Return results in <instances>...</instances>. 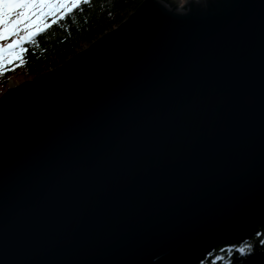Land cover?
<instances>
[{
    "label": "water",
    "instance_id": "95a60500",
    "mask_svg": "<svg viewBox=\"0 0 264 264\" xmlns=\"http://www.w3.org/2000/svg\"><path fill=\"white\" fill-rule=\"evenodd\" d=\"M264 223V0H143L0 97V264H200Z\"/></svg>",
    "mask_w": 264,
    "mask_h": 264
},
{
    "label": "trees",
    "instance_id": "16d2710c",
    "mask_svg": "<svg viewBox=\"0 0 264 264\" xmlns=\"http://www.w3.org/2000/svg\"><path fill=\"white\" fill-rule=\"evenodd\" d=\"M142 2L143 0H92L90 4L83 5L82 10L74 13L75 21L69 18L54 25L36 38L38 46L26 44L29 51L25 56V66L9 65L8 68L14 67L15 70L6 68L0 71V86L6 85L13 77L34 79L61 66L103 34L120 25ZM257 233L264 234V223L259 226ZM256 234L246 239L255 245L254 253L247 258L238 259L239 253L233 251V264H241V260L243 264H264V245L259 244ZM239 244L221 243L200 264H228L229 257L222 250ZM218 256H224L225 259L220 260Z\"/></svg>",
    "mask_w": 264,
    "mask_h": 264
},
{
    "label": "snow or ice",
    "instance_id": "6c2138e0",
    "mask_svg": "<svg viewBox=\"0 0 264 264\" xmlns=\"http://www.w3.org/2000/svg\"><path fill=\"white\" fill-rule=\"evenodd\" d=\"M92 0H0V71L9 65L25 66V56L28 53L26 44H36V38L61 21L72 18L74 13L82 10L83 5ZM14 71L15 68H8ZM259 244L264 245V234H256ZM229 260L233 251L239 253L240 258H247L255 251V245L248 240L242 241L226 250ZM220 260L224 256L217 257ZM243 264V260H241Z\"/></svg>",
    "mask_w": 264,
    "mask_h": 264
},
{
    "label": "rangeland",
    "instance_id": "374dc122",
    "mask_svg": "<svg viewBox=\"0 0 264 264\" xmlns=\"http://www.w3.org/2000/svg\"><path fill=\"white\" fill-rule=\"evenodd\" d=\"M186 0H180V5H183L185 3ZM27 80H32L30 78H11L10 81L4 85V86H0V97L3 95V93H5L7 91L8 88L13 87V85H18L19 83H22L24 81Z\"/></svg>",
    "mask_w": 264,
    "mask_h": 264
},
{
    "label": "bare ground",
    "instance_id": "6f19581e",
    "mask_svg": "<svg viewBox=\"0 0 264 264\" xmlns=\"http://www.w3.org/2000/svg\"><path fill=\"white\" fill-rule=\"evenodd\" d=\"M20 84V83H19ZM22 84V83H21ZM13 86H16V85H13ZM8 90V89H7ZM7 92V91H6Z\"/></svg>",
    "mask_w": 264,
    "mask_h": 264
}]
</instances>
